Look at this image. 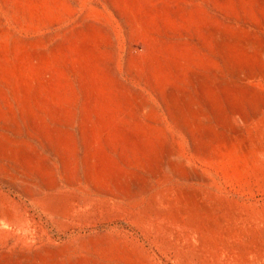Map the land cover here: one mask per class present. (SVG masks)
Listing matches in <instances>:
<instances>
[{
  "label": "rangeland",
  "instance_id": "obj_1",
  "mask_svg": "<svg viewBox=\"0 0 264 264\" xmlns=\"http://www.w3.org/2000/svg\"><path fill=\"white\" fill-rule=\"evenodd\" d=\"M0 264H264V0H0Z\"/></svg>",
  "mask_w": 264,
  "mask_h": 264
}]
</instances>
